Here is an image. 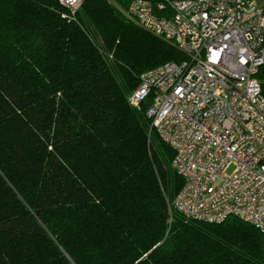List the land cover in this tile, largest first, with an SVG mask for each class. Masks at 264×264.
I'll return each mask as SVG.
<instances>
[{"label":"trees","instance_id":"obj_1","mask_svg":"<svg viewBox=\"0 0 264 264\" xmlns=\"http://www.w3.org/2000/svg\"><path fill=\"white\" fill-rule=\"evenodd\" d=\"M125 5L0 0V264H264L253 225L172 207L174 150L150 96L129 97L184 56ZM257 77L264 94V65Z\"/></svg>","mask_w":264,"mask_h":264},{"label":"built area","instance_id":"obj_2","mask_svg":"<svg viewBox=\"0 0 264 264\" xmlns=\"http://www.w3.org/2000/svg\"><path fill=\"white\" fill-rule=\"evenodd\" d=\"M82 0H57L75 13ZM124 14L184 58L140 76L129 97L174 150L184 183L172 207L264 234V8L257 0H126Z\"/></svg>","mask_w":264,"mask_h":264},{"label":"rangeland","instance_id":"obj_3","mask_svg":"<svg viewBox=\"0 0 264 264\" xmlns=\"http://www.w3.org/2000/svg\"><path fill=\"white\" fill-rule=\"evenodd\" d=\"M82 2H83V0L81 1V3L78 5V7L76 8V11L78 10V8H80V6H81V4H82ZM257 2H259L258 4L262 7V8H264V6H262L260 3H262V0H257ZM127 7V2H126V5H125V8ZM125 8L122 10V12L124 13V10H125ZM69 10V9H68ZM70 12H71V10H69ZM76 11H75V13H76ZM72 13V12H71ZM126 16V15H125ZM128 18V17H127ZM131 20V19H130ZM133 21V20H132ZM137 24V23H136ZM147 31V30H146ZM150 33V32H149ZM161 39V38H160ZM173 46V45H172ZM174 47V46H173ZM177 50V49H176ZM178 51V50H177ZM182 60V59H181ZM154 68V67H153ZM150 69H152V68H150ZM149 70V69H148ZM145 72V71H144ZM139 82H140V79H139ZM139 84V83H138ZM173 160V159H172ZM172 164V163H171ZM229 217H237V216H229ZM228 217V218H229ZM237 218H239V217H237ZM227 219V218H226ZM239 219H241V218H239ZM241 220H243V219H241ZM224 221V220H223ZM243 221H245V220H243Z\"/></svg>","mask_w":264,"mask_h":264},{"label":"crops","instance_id":"obj_4","mask_svg":"<svg viewBox=\"0 0 264 264\" xmlns=\"http://www.w3.org/2000/svg\"><path fill=\"white\" fill-rule=\"evenodd\" d=\"M259 3V2H258ZM262 6H264V0H262V3H260Z\"/></svg>","mask_w":264,"mask_h":264}]
</instances>
